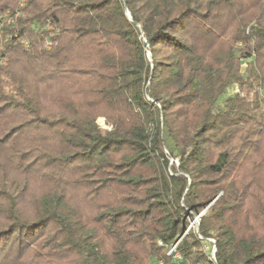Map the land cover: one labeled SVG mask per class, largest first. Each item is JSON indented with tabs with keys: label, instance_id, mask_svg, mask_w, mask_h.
Listing matches in <instances>:
<instances>
[{
	"label": "trees",
	"instance_id": "trees-1",
	"mask_svg": "<svg viewBox=\"0 0 264 264\" xmlns=\"http://www.w3.org/2000/svg\"><path fill=\"white\" fill-rule=\"evenodd\" d=\"M263 142L264 0H0V264H264Z\"/></svg>",
	"mask_w": 264,
	"mask_h": 264
},
{
	"label": "rangeland",
	"instance_id": "rangeland-1",
	"mask_svg": "<svg viewBox=\"0 0 264 264\" xmlns=\"http://www.w3.org/2000/svg\"><path fill=\"white\" fill-rule=\"evenodd\" d=\"M97 123L102 127L105 128L106 125L104 123L103 119H98ZM260 155L256 157V159L251 161H244L242 166L240 167V173L238 174L239 179L243 181L244 184H248L252 181V185L246 190L247 196L250 195L248 199V208L249 211L253 210L256 206V203L258 202L257 199H255L257 196L262 195V189L264 188V142L260 146ZM170 164H175L176 161L170 159ZM259 163V165H256ZM83 207L86 211L90 212V207L85 205L83 203ZM207 211V208L200 212L199 217H196L195 219L191 220L189 223V229H193L196 227L199 218L205 214ZM175 247V246H173ZM172 248H170L168 255L172 253ZM203 250L211 256L212 251H215L214 247V241L212 239H208L206 243L203 245ZM175 259H178V257H174Z\"/></svg>",
	"mask_w": 264,
	"mask_h": 264
},
{
	"label": "built area",
	"instance_id": "built-area-1",
	"mask_svg": "<svg viewBox=\"0 0 264 264\" xmlns=\"http://www.w3.org/2000/svg\"><path fill=\"white\" fill-rule=\"evenodd\" d=\"M233 92H236L237 90H236V87L232 90ZM174 248L175 247H173V249H172V251L171 252H173L174 251ZM213 256H214V251H212V253H211V258H213ZM175 257H178L177 255L175 256Z\"/></svg>",
	"mask_w": 264,
	"mask_h": 264
},
{
	"label": "water",
	"instance_id": "water-1",
	"mask_svg": "<svg viewBox=\"0 0 264 264\" xmlns=\"http://www.w3.org/2000/svg\"><path fill=\"white\" fill-rule=\"evenodd\" d=\"M126 15L128 16V18H129V14L126 12ZM144 46H146L145 44H144Z\"/></svg>",
	"mask_w": 264,
	"mask_h": 264
}]
</instances>
